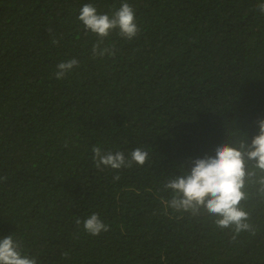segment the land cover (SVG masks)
<instances>
[{
    "label": "trees",
    "instance_id": "obj_1",
    "mask_svg": "<svg viewBox=\"0 0 264 264\" xmlns=\"http://www.w3.org/2000/svg\"><path fill=\"white\" fill-rule=\"evenodd\" d=\"M123 2L135 9L138 36L113 31L105 44L115 55L94 57L98 37L80 9L111 14ZM262 2L0 0V238L12 234L38 264H264L255 187L242 202L253 228L239 234L164 203V184L182 165L214 156L233 133L250 143L259 132ZM72 58L79 67L57 79V65ZM96 145L126 157L143 148L149 159L101 171ZM93 213L109 231H85Z\"/></svg>",
    "mask_w": 264,
    "mask_h": 264
},
{
    "label": "clouds",
    "instance_id": "obj_2",
    "mask_svg": "<svg viewBox=\"0 0 264 264\" xmlns=\"http://www.w3.org/2000/svg\"><path fill=\"white\" fill-rule=\"evenodd\" d=\"M257 8L264 13V2L259 3ZM78 19L86 30L98 37L92 47L94 57L115 55V46L105 44L113 31H118L120 37L128 40L134 39L140 32L135 9L127 2L111 14L100 13L95 5L85 4ZM53 43L58 41L53 40ZM75 67H79L75 58L61 62L57 65L55 77L62 80ZM257 124L259 132L250 143L247 134L238 127L244 135L233 133L216 147L214 156L192 160L190 168L182 165L180 174L164 184V190H171L172 193L171 199L164 201L166 210L171 208L192 216L215 217L217 227L231 228L236 234L251 231L253 226L248 222L250 212L242 202L249 199V187H255L264 196V119H258ZM92 152L95 168L101 171L105 167L114 170L131 168L134 163L143 166L149 159V152L143 148L132 150L128 157L122 151H104L98 145L93 146ZM119 179V175L114 177V181ZM75 223L79 226L81 220L77 218ZM83 227L93 236L110 230L97 213L88 216L83 221ZM63 255L66 257L68 253ZM0 264H38V260L26 254L22 242L11 234L0 238Z\"/></svg>",
    "mask_w": 264,
    "mask_h": 264
}]
</instances>
